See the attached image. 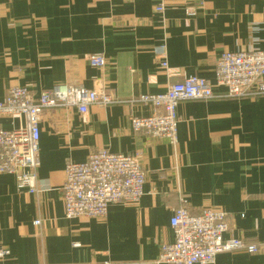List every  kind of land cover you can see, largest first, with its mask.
<instances>
[{
    "label": "crops",
    "instance_id": "crops-1",
    "mask_svg": "<svg viewBox=\"0 0 264 264\" xmlns=\"http://www.w3.org/2000/svg\"><path fill=\"white\" fill-rule=\"evenodd\" d=\"M162 45L171 76L155 54ZM253 50L264 52V0H0V102L15 86L40 96L60 84L115 101L86 116L74 107L43 113L39 191H20L14 176L0 174V250L10 252L0 264H156L175 240L170 221L183 200L192 213L227 212L226 238L264 244V95L231 98L216 87L220 56ZM95 54L104 68L90 65ZM189 76L208 80L220 97L179 103L177 144L134 132L132 118L156 111L130 100ZM99 150L138 156L145 195L112 205L104 219H66V165ZM215 264H264V250L223 253Z\"/></svg>",
    "mask_w": 264,
    "mask_h": 264
},
{
    "label": "built area",
    "instance_id": "built-area-1",
    "mask_svg": "<svg viewBox=\"0 0 264 264\" xmlns=\"http://www.w3.org/2000/svg\"><path fill=\"white\" fill-rule=\"evenodd\" d=\"M156 12L165 11L161 1ZM186 13L196 14V7H188ZM158 63L170 76L166 45L155 50ZM93 67L104 68L106 59L101 54L90 55ZM216 87L224 88L226 97H257L264 95V52L259 50L226 52L216 65ZM220 97L206 79L189 76L182 83L168 86L162 94H142L130 100V104L150 106L156 111L149 117H134L132 128L152 138L166 139L170 144L178 142V106L181 101L210 100ZM222 97V96H221ZM115 101L104 90H92L69 84L55 85L40 96L27 87L10 88L7 97L0 102V118H18L20 125L5 128L0 125V174L16 178L20 191L37 193V170L40 166L41 118L46 110L74 107L82 116L90 106H107ZM147 174L138 156L114 154L99 150L90 154L82 163L68 162L65 183L61 189L66 219H104L115 204H137L145 195ZM41 225V220L34 222ZM175 240L163 244L156 264H215L223 253L245 252L258 254L264 244L248 243L243 238L229 237L230 215L222 210L204 208L192 213L183 200L174 210L170 221ZM10 255L0 250V260ZM105 264H116L105 262ZM122 264H143L141 262Z\"/></svg>",
    "mask_w": 264,
    "mask_h": 264
}]
</instances>
